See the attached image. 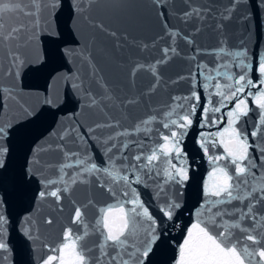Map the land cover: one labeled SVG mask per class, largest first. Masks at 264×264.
Wrapping results in <instances>:
<instances>
[{
  "label": "snow or ice",
  "instance_id": "1",
  "mask_svg": "<svg viewBox=\"0 0 264 264\" xmlns=\"http://www.w3.org/2000/svg\"><path fill=\"white\" fill-rule=\"evenodd\" d=\"M97 2L70 0L67 28L59 22L63 0H32L30 8L19 3L0 6V52L7 58V70L0 71V181L9 172L12 140L21 129L38 120L45 110L53 116L63 112L56 121L60 130L53 129L44 140L46 143L48 138H55L57 143L30 148V156L21 164L15 180L21 185L38 183L34 199L43 202L51 198L60 211L78 184L89 188L95 185L111 201L98 206L92 199L83 204L70 200L72 214L61 230L59 242L43 245L48 254L40 257L38 264H152L162 246L175 248L172 264H264V52L253 56L244 40L230 48L226 33L233 23L247 30L252 15L244 7L247 0H228L219 6L189 4L181 14L185 22L211 18L209 27L217 41L209 48L197 44L195 34L201 28L186 33L169 26L168 0H152L169 43L160 49V59L133 64L131 82L135 83L138 72L146 71L154 83L143 95L155 92L162 79L159 68L180 55L179 42L191 49L188 59L197 62L187 77H179L188 80L189 91L171 97L160 123L165 131L159 132L158 141L147 152L144 142L119 138L143 132L145 139L151 140L154 130L149 125L157 122V115L138 121L132 130L123 129L103 138L95 135L97 130L119 128L120 122L109 118L107 123L84 127L80 121L86 108L104 112L107 107L139 103V97L121 99L113 95L111 86L96 69L90 42L82 39L80 21L119 39L115 31L89 18ZM256 6L264 7V0H258ZM5 10H19L31 19L27 24L6 27L2 22ZM120 46L117 43L116 47ZM201 56L211 59H198ZM77 59L93 70L88 82L76 66ZM52 62H68L73 68L51 74L43 90L25 86L30 73H39ZM92 82L101 90L99 93L91 87ZM59 85H63L62 92ZM24 96L36 97L38 106L21 103ZM13 103L18 106L16 113L9 111ZM67 104L75 110L65 111ZM250 113L256 114V121L249 131L243 122ZM197 122L201 128L216 129L201 132L198 141L213 166L194 219L181 229V197L191 167L182 141ZM65 123L67 127H63ZM95 144L106 157L100 162L92 151ZM210 147L222 151L212 155ZM132 149L136 151L129 155ZM44 151L58 152L59 162L42 165L39 157ZM42 168H55L57 175L48 177ZM149 181L155 185L154 198L161 201L156 206L157 214L141 199L139 191L141 186L148 187ZM6 196L7 192H0V251L8 253ZM90 207L96 209L94 221L87 217ZM25 222L28 227L23 229L24 234L30 240L38 239L32 235L35 221L31 214ZM44 223L52 225L53 218H46ZM174 229H181L179 243L171 235Z\"/></svg>",
  "mask_w": 264,
  "mask_h": 264
},
{
  "label": "water",
  "instance_id": "2",
  "mask_svg": "<svg viewBox=\"0 0 264 264\" xmlns=\"http://www.w3.org/2000/svg\"><path fill=\"white\" fill-rule=\"evenodd\" d=\"M227 2L228 0H189V3H185V0H168V24L170 27L179 28L186 33H194L195 28L199 27L202 30L200 33L195 34L197 44L203 48L215 46L217 37L209 27L212 24L211 18L205 22L196 19L185 22L181 19V14L188 10L189 4L193 7H204L208 5L219 6L227 4ZM257 2L258 0H247L244 5L245 9L252 14L247 30L236 23L231 24L226 29L228 46L230 48L233 46L238 47L240 41L244 40L253 56L264 52V7L256 6ZM17 3L25 8H30L32 0H0V6ZM63 3L64 7L58 14L59 22L67 28L70 0H63ZM158 11L159 9L153 6L152 0H98L88 14L89 18L93 23H103L109 31H115L119 39L100 32L90 26L87 21H80L79 23L82 39L91 44L89 50L96 69L99 70V75L103 76L104 80L111 86L113 95L121 99L139 97V103L135 105L127 107L111 106L105 108L104 112L96 108H86L80 116V121L84 127L92 126L95 123H107L109 118L119 121V128L97 130L95 135L103 138L123 129L132 130L138 121L145 119L149 115H157V122L149 125L154 130L151 133V140H146L143 132L119 138L120 141L139 140L144 142L146 144V152L158 141L159 132L165 131L161 128L160 123L164 121L163 113L168 111L167 106L171 104V97L186 95L189 91L188 80H180L179 77H187L197 62L188 59L192 55L191 49L183 42H179L178 50L180 55L173 57L167 64L161 65L159 68L162 79L155 92L143 95V93H147L148 88L154 83L153 77L146 71L138 72L135 77V83L131 82L129 71L133 64L137 62L149 64L160 59L162 56L160 49L169 43L165 36L161 19L157 15ZM30 19V17L25 16L19 10H5L2 13V22L6 27L27 24ZM160 37H164V39H160ZM117 43L121 45L119 48L116 47ZM142 45H148V48L144 49ZM72 46L76 47L77 45ZM198 59L209 60L211 57L201 56ZM76 66L80 68L81 74L88 82L91 79L92 68L87 63H82L79 59L76 61ZM72 68L73 65L68 62H52L43 71L30 73L25 79V86L33 90H43L51 74ZM6 70V54L0 52V71ZM58 87L62 92L63 85ZM91 87L97 93L101 91L95 82L91 83ZM21 103L38 106L39 102L36 97L24 96L21 98ZM74 110L72 104L65 105V111L72 112ZM9 111L10 113H16L18 106L14 103L11 104ZM63 114L61 112L57 116H53L49 111L45 110L38 120L27 124L12 140L10 169L7 176L0 181V192H7L4 214L9 220L6 226V239L10 252L0 251V264H38L39 258L48 254L43 245H54L59 242L61 230L72 214L70 200L83 204L92 199L98 206L111 202L108 196L102 190L96 188L95 185L89 188L87 185L78 184L75 186L70 199L66 198L63 201V211H60L51 198L43 202H37L34 199L36 191L39 189L38 183L21 185L15 180L21 164H23L26 157L30 156V148L37 144L46 148L48 144L54 146L57 143L55 138H48L46 143L44 140L53 129L60 130L61 125L56 121L58 116ZM255 121L256 114L250 113L248 120L243 122V126L250 131ZM67 126V123L63 125V127ZM215 130V128H201L197 122L183 138L182 144L191 167L189 171L190 179L181 197L184 206L179 220L181 229L194 219V212L203 200V185L208 179V173L213 166L199 146V134L206 131L214 132ZM257 143H260V140H257ZM92 151L97 162H100L102 158H106L103 157L102 149H100L98 144L94 145ZM135 151V149H132L129 155L134 154ZM220 151L222 150L210 147L209 154L215 155ZM39 159L42 165H54L59 162L60 154L56 151H44L40 154ZM164 166L166 165H161V167ZM41 171L51 178H55L57 175L55 168H42ZM139 191L141 199L151 206L150 210L154 214H157L156 206L161 201H157L154 198L155 185L149 181V186H141ZM29 214H31L32 220L35 221V225H32V235L39 237L36 240L28 239L23 231V229L28 227L25 217ZM95 216L96 209L90 207L87 213L88 220L94 221ZM48 217L53 218L52 225L44 223V220ZM181 229H174L171 233L176 238V243H179L182 239ZM94 239L95 237L92 238V240ZM92 240L89 241L90 245ZM174 255V247L162 246L152 258V264H172ZM5 256L8 257L7 260L3 259Z\"/></svg>",
  "mask_w": 264,
  "mask_h": 264
}]
</instances>
